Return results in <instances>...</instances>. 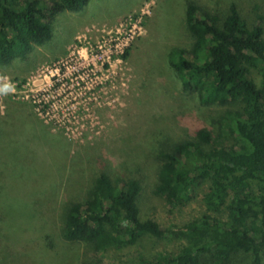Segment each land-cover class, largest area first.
I'll return each mask as SVG.
<instances>
[{"label": "rangeland", "instance_id": "1", "mask_svg": "<svg viewBox=\"0 0 264 264\" xmlns=\"http://www.w3.org/2000/svg\"><path fill=\"white\" fill-rule=\"evenodd\" d=\"M195 1L222 10L236 2L264 26V0ZM185 9L186 0H90L58 15L52 39L27 59L0 65V217L19 254L13 263L140 264L185 244L170 232L205 214L204 190L169 207L154 194L159 167L149 147L211 128L226 110L186 92L169 63L171 50L193 43ZM137 167L145 176L141 216L167 237L101 254L61 236L64 207L84 201L98 174ZM45 235L55 242L50 251Z\"/></svg>", "mask_w": 264, "mask_h": 264}, {"label": "trees", "instance_id": "2", "mask_svg": "<svg viewBox=\"0 0 264 264\" xmlns=\"http://www.w3.org/2000/svg\"><path fill=\"white\" fill-rule=\"evenodd\" d=\"M89 1L0 0V65L27 59L33 46L52 39L58 15L78 13ZM185 10L193 43L171 50L169 63L186 92L226 110L211 128L149 147L159 167L154 194L173 209L203 189L205 214L171 230L185 242L176 255L159 253L140 264H264L263 19L247 20L236 2L222 10L186 0ZM144 182L141 167L124 176L103 170L84 201L64 207L61 236L101 254L167 237L154 219L141 216ZM9 228L0 217V264H21L12 261L19 254L9 246ZM43 241L47 251L55 248L50 236Z\"/></svg>", "mask_w": 264, "mask_h": 264}]
</instances>
